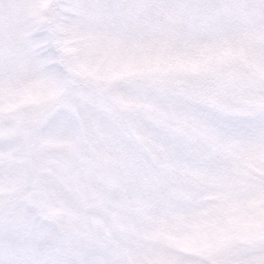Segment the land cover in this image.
Wrapping results in <instances>:
<instances>
[{"label": "snow or ice", "instance_id": "6c2138e0", "mask_svg": "<svg viewBox=\"0 0 264 264\" xmlns=\"http://www.w3.org/2000/svg\"><path fill=\"white\" fill-rule=\"evenodd\" d=\"M0 264H264V0H0Z\"/></svg>", "mask_w": 264, "mask_h": 264}]
</instances>
